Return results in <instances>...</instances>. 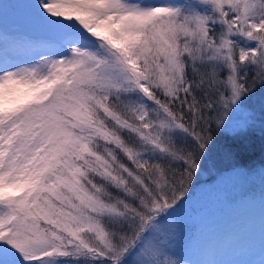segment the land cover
<instances>
[{
    "label": "snow or ice",
    "instance_id": "snow-or-ice-1",
    "mask_svg": "<svg viewBox=\"0 0 264 264\" xmlns=\"http://www.w3.org/2000/svg\"><path fill=\"white\" fill-rule=\"evenodd\" d=\"M24 4L23 55L0 59V264H188L200 172L264 152V0Z\"/></svg>",
    "mask_w": 264,
    "mask_h": 264
},
{
    "label": "rangeland",
    "instance_id": "rangeland-1",
    "mask_svg": "<svg viewBox=\"0 0 264 264\" xmlns=\"http://www.w3.org/2000/svg\"><path fill=\"white\" fill-rule=\"evenodd\" d=\"M26 10L20 4H16V8L11 7L10 5L0 2V31L7 30L11 34L13 32H18L23 28L24 14ZM14 16V18L12 17ZM11 40L8 44L0 40V59L12 60L14 57H20L23 54L15 49ZM208 169L202 171L207 173ZM231 173V174H230ZM220 175L219 181L200 187L198 191L195 192V195L191 197V202L183 206L181 209L182 214L188 224V235L187 243L185 249H189L193 254V258L189 256L185 257L191 264H264V257L250 259V255H243L242 252L245 250L251 251L250 242L251 236L247 235L244 238H238L229 243L226 248H223L218 253L214 248L212 251L204 245L208 241L207 236L211 237L213 230L216 229L217 216L222 213L224 204L228 201L235 200L237 194L236 189L240 187L247 186L250 190L252 188L251 183L248 181V178L238 177L234 175V172H230ZM230 174V175H229ZM224 177V179H223ZM253 179V182L259 183L264 180V174L258 173V175ZM230 188L231 191H226L223 193V188ZM241 188L238 190L240 192ZM211 233V234H209ZM202 234H205L202 236ZM229 234V233H228ZM217 242L223 241V233L216 232L213 235ZM234 232L232 233V237ZM252 242L255 244V247H261L264 249L263 239H253ZM264 250H262L263 252ZM208 252V254H207ZM215 253L218 254L214 255ZM255 256L261 253V250L257 252H252ZM210 255V257L208 256Z\"/></svg>",
    "mask_w": 264,
    "mask_h": 264
},
{
    "label": "trees",
    "instance_id": "trees-1",
    "mask_svg": "<svg viewBox=\"0 0 264 264\" xmlns=\"http://www.w3.org/2000/svg\"><path fill=\"white\" fill-rule=\"evenodd\" d=\"M3 1L4 4L10 5L13 8H16V4L21 3L23 9L26 10L24 0H0L1 3H3ZM12 17L14 18L13 15ZM11 35L9 31L1 30L0 40L8 44L11 40ZM262 164H264V152L261 151L260 143L257 139L253 147L242 153L236 159H227L213 155L212 162L207 168V173L200 172L194 186L190 189V195L184 206L191 202V197L195 195V192L198 191L200 187L219 181L221 174H224L225 177L226 174L234 172L235 176L248 178V181L251 183L250 186H252L250 190L247 186L240 187L239 189L247 188L242 189L240 192H238L239 189H236L237 196L235 200L228 201L224 204L222 213L217 216L215 229L217 233L219 231L223 233L224 240L217 242L213 236L215 235V231L213 230L212 234L209 233L211 237L208 235V241L204 243L209 251L215 248L218 253H221L220 251L226 248L229 243L235 241L237 237L244 238L250 235L251 251L257 252L261 250V253L255 256L249 250H245L242 252L243 255H250V259L254 258L252 262L257 260V257L259 259L264 257V251L262 252L264 249L261 247V243L259 244V248H257L252 242L253 239H259L260 241L263 239L264 242V180L259 183L253 182V179H256L255 177L258 173L264 174V168H261ZM249 169H251V171H249ZM222 191L225 193L226 191H231V189H226L224 187ZM233 232L234 236L232 237ZM204 235L205 234H202V236ZM214 255L218 256L217 253ZM182 256L193 258V254L189 249H184ZM208 256L210 257V255ZM189 264L191 263L189 262Z\"/></svg>",
    "mask_w": 264,
    "mask_h": 264
}]
</instances>
